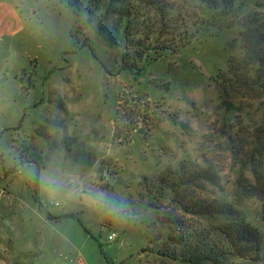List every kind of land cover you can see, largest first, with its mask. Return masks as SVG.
I'll use <instances>...</instances> for the list:
<instances>
[{
    "label": "rangeland",
    "instance_id": "rangeland-1",
    "mask_svg": "<svg viewBox=\"0 0 264 264\" xmlns=\"http://www.w3.org/2000/svg\"><path fill=\"white\" fill-rule=\"evenodd\" d=\"M161 1L181 12L176 45L188 38L167 55L168 38L136 47L147 55L135 72L124 45L102 38L100 10L0 0V264H185L158 253L173 220L239 216L264 242V93L223 101L215 81L242 55L243 25L264 19V0H235L217 26L198 0ZM198 203L234 213L182 207Z\"/></svg>",
    "mask_w": 264,
    "mask_h": 264
},
{
    "label": "trees",
    "instance_id": "trees-1",
    "mask_svg": "<svg viewBox=\"0 0 264 264\" xmlns=\"http://www.w3.org/2000/svg\"><path fill=\"white\" fill-rule=\"evenodd\" d=\"M65 1L72 8L84 6L88 14L101 11L102 21L109 22L100 29L101 36L109 45H124L121 59L124 67L130 71H142L143 66H139L136 61L147 54L138 52L136 47H142L144 42H160L162 37L170 39L165 48L160 50L163 55H167V52L177 46L179 49L180 43L188 38L186 36L182 41L178 40L179 44L176 45L174 38L181 37L177 26V18L181 12L161 0ZM198 1L213 11L212 25L217 26L224 18L235 15V0ZM144 2L150 6V11L145 14L142 12ZM243 28L239 34L242 55L230 58L227 68L216 76L215 81L219 84V94L223 101L227 100L229 92L236 89L249 93L257 87L264 93V19L252 18ZM136 35H141L142 38H135ZM81 47H85V44L82 43ZM42 127L44 126H40ZM31 163L36 164V159ZM170 187L160 186L159 196L171 195L168 194ZM35 200L38 201L37 198ZM182 207L185 212L198 217L209 218L215 214L229 216L234 213L225 206L213 204L198 203L194 207L191 205L193 208L186 205ZM39 208H42L40 204ZM45 219L54 218L47 213ZM55 219L60 220L61 217ZM75 219L86 230L81 220ZM171 223L177 228H173L172 233L167 234L158 246V253L168 260L185 264H264L261 232L239 216L201 225L188 226L180 220H173Z\"/></svg>",
    "mask_w": 264,
    "mask_h": 264
},
{
    "label": "crops",
    "instance_id": "crops-1",
    "mask_svg": "<svg viewBox=\"0 0 264 264\" xmlns=\"http://www.w3.org/2000/svg\"><path fill=\"white\" fill-rule=\"evenodd\" d=\"M25 163H26V166H28V167H29V166H33V165H36V164L31 163V162H29V161H26ZM25 163H24L23 166H25ZM0 178H1V173H0ZM2 178H4V179L0 182V184H4V183H5V181H6V179H7V176L4 175ZM5 185H6V184H5ZM4 194H6V190L3 189V188H0V195H4ZM8 194H12V193H9V192H8ZM46 221H48V220H46Z\"/></svg>",
    "mask_w": 264,
    "mask_h": 264
},
{
    "label": "built area",
    "instance_id": "built-area-1",
    "mask_svg": "<svg viewBox=\"0 0 264 264\" xmlns=\"http://www.w3.org/2000/svg\"><path fill=\"white\" fill-rule=\"evenodd\" d=\"M49 205L50 206H59V204L57 202H54V201H50L49 202ZM114 238H116V233H111L108 236V240H113ZM66 264H77V262H74L72 260H69Z\"/></svg>",
    "mask_w": 264,
    "mask_h": 264
},
{
    "label": "clouds",
    "instance_id": "clouds-1",
    "mask_svg": "<svg viewBox=\"0 0 264 264\" xmlns=\"http://www.w3.org/2000/svg\"><path fill=\"white\" fill-rule=\"evenodd\" d=\"M100 200L101 203H105V201L103 200L102 197L98 198Z\"/></svg>",
    "mask_w": 264,
    "mask_h": 264
},
{
    "label": "water",
    "instance_id": "water-1",
    "mask_svg": "<svg viewBox=\"0 0 264 264\" xmlns=\"http://www.w3.org/2000/svg\"><path fill=\"white\" fill-rule=\"evenodd\" d=\"M142 252H144V249H142Z\"/></svg>",
    "mask_w": 264,
    "mask_h": 264
}]
</instances>
